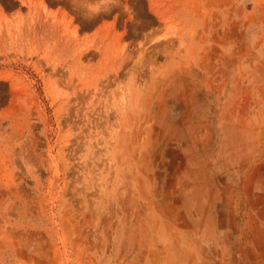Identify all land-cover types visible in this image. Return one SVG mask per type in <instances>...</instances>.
I'll list each match as a JSON object with an SVG mask.
<instances>
[{"label":"rangeland","instance_id":"1","mask_svg":"<svg viewBox=\"0 0 264 264\" xmlns=\"http://www.w3.org/2000/svg\"><path fill=\"white\" fill-rule=\"evenodd\" d=\"M0 264H264V0H0Z\"/></svg>","mask_w":264,"mask_h":264}]
</instances>
